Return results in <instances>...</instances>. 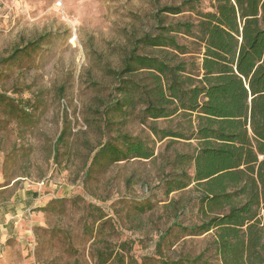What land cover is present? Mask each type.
I'll return each instance as SVG.
<instances>
[{
  "label": "rangeland",
  "instance_id": "1",
  "mask_svg": "<svg viewBox=\"0 0 264 264\" xmlns=\"http://www.w3.org/2000/svg\"><path fill=\"white\" fill-rule=\"evenodd\" d=\"M182 2L0 0V264H98L101 251L154 264L195 258L212 244L213 234L182 229L200 224L194 188L168 196L162 184L175 154L195 143L152 134L150 125L170 121L142 125L135 116L104 127L95 114L115 86L107 70L121 69L133 41L156 31L163 7ZM201 3L212 11L210 0ZM38 40L39 50L9 60ZM120 133L154 147L155 159L92 167ZM205 259L221 264L213 249Z\"/></svg>",
  "mask_w": 264,
  "mask_h": 264
},
{
  "label": "trees",
  "instance_id": "2",
  "mask_svg": "<svg viewBox=\"0 0 264 264\" xmlns=\"http://www.w3.org/2000/svg\"><path fill=\"white\" fill-rule=\"evenodd\" d=\"M210 1L209 12L201 0L163 7L156 31L133 41L121 69L107 70L115 86L95 110L104 127L135 116L142 125L165 120L175 126L150 125L156 138L195 143L175 154L162 184L168 196L194 188L200 224L182 229L211 233L213 242L195 258L161 257L154 264H208L212 249L221 264H264V0ZM185 13L192 19L167 24ZM42 41L17 49L9 60L39 50ZM64 140L65 130L55 155ZM155 157L147 142L120 133L98 148L92 167ZM97 262L138 264L103 251Z\"/></svg>",
  "mask_w": 264,
  "mask_h": 264
},
{
  "label": "built area",
  "instance_id": "3",
  "mask_svg": "<svg viewBox=\"0 0 264 264\" xmlns=\"http://www.w3.org/2000/svg\"><path fill=\"white\" fill-rule=\"evenodd\" d=\"M59 1H61V0H59Z\"/></svg>",
  "mask_w": 264,
  "mask_h": 264
}]
</instances>
